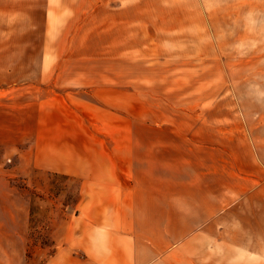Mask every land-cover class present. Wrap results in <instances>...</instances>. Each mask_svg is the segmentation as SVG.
Wrapping results in <instances>:
<instances>
[{
	"label": "rangeland",
	"instance_id": "rangeland-1",
	"mask_svg": "<svg viewBox=\"0 0 264 264\" xmlns=\"http://www.w3.org/2000/svg\"><path fill=\"white\" fill-rule=\"evenodd\" d=\"M68 1L51 46L79 73L63 75L61 87L30 81L0 91V264H43L55 251L81 199L80 179L57 170L61 161L78 168L126 142L149 162L150 136L183 129L197 137L203 124L210 138L213 119L204 117L223 109L243 116L264 167V0ZM30 61L37 66L39 54ZM53 95L44 118L61 116L62 137H29L38 134V100ZM133 151L126 162L136 161ZM225 231L222 255L234 245L238 264H264V230ZM184 253L183 264L209 261Z\"/></svg>",
	"mask_w": 264,
	"mask_h": 264
},
{
	"label": "crops",
	"instance_id": "crops-1",
	"mask_svg": "<svg viewBox=\"0 0 264 264\" xmlns=\"http://www.w3.org/2000/svg\"><path fill=\"white\" fill-rule=\"evenodd\" d=\"M108 15L118 20L125 13ZM62 16L61 0H0V91L30 81L61 87L68 79L63 75L79 73L63 68L61 49L51 46L52 28ZM122 34L117 41L125 49ZM36 54L40 62L31 65ZM51 55L53 65L46 67ZM52 98L53 103L51 97L38 100L43 111L32 120L38 134L29 137H62L61 116L44 118L57 105V97ZM223 111L204 117L213 119L210 138H203V124L194 132L197 137L183 129L150 136L149 162L126 142L99 150L101 157L78 168L59 162L57 170L80 179L81 199L43 264H183L189 251L208 257L204 264H238L236 246L221 254L225 230H264V167L256 159L261 143L251 140L243 116ZM117 135L134 139L121 131ZM130 149L136 161L126 162Z\"/></svg>",
	"mask_w": 264,
	"mask_h": 264
}]
</instances>
